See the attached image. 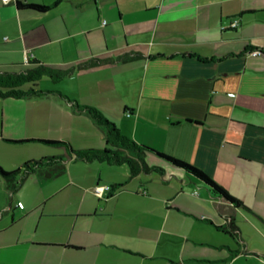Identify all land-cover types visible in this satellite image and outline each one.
<instances>
[{"label":"crops","instance_id":"1","mask_svg":"<svg viewBox=\"0 0 264 264\" xmlns=\"http://www.w3.org/2000/svg\"><path fill=\"white\" fill-rule=\"evenodd\" d=\"M16 1L0 0V70L16 71L30 62L72 67L58 81L59 91L94 104L136 142L203 170L239 203L148 153L146 161L162 166V174L129 178L126 165L107 164L120 167L121 175L103 162L68 160L67 167L98 164L92 183L113 185V194L104 196L117 200L99 209L94 200H85L89 184L75 175L61 188L68 186L75 199L74 189H81L78 204L42 214L68 218L67 227L85 223L89 233L106 227V244L131 255L98 257V264H264V0H18L47 5L43 12ZM234 19L238 24L232 27ZM254 49L263 52L253 54ZM95 58L103 62L82 67ZM20 112L25 117L30 112L34 131L16 139L44 137L40 131L46 128L48 139L71 147L105 146L93 119L56 94L0 98L2 127L7 113L18 118ZM64 152L62 147L57 154ZM104 171L109 177L103 178ZM126 177L130 195L117 209L128 192ZM184 187L197 197L181 193ZM17 201L26 207L18 197L8 207L20 208ZM45 202L27 204L29 212ZM141 214L148 216L133 231L129 223ZM185 215L191 223L179 217ZM231 223L237 237L217 227L229 229ZM103 239L98 233L84 241L31 245L80 250ZM133 239L162 245L133 247ZM16 256L1 252L0 263L25 264L19 251Z\"/></svg>","mask_w":264,"mask_h":264},{"label":"rangeland","instance_id":"2","mask_svg":"<svg viewBox=\"0 0 264 264\" xmlns=\"http://www.w3.org/2000/svg\"><path fill=\"white\" fill-rule=\"evenodd\" d=\"M39 88H48V89H59L60 82H52L47 76H43L40 80L37 81ZM24 87H29L30 83H25ZM90 104V103H84ZM94 105V104H90ZM17 112V111H15ZM21 117L13 118L9 117V113L5 116V126L2 127L0 121V166L5 170L14 169L17 166V163L23 162L30 159H37L45 155H53L62 151V147L59 145H52L38 141L37 139H48L46 137L47 130L42 128V134L44 137H30L31 139L27 142L25 141H16L18 136H23L24 132L30 134L33 130L31 126V114L28 115L20 112ZM41 129V128H39ZM38 129V130H39ZM7 140H13L6 142ZM22 140V139H21ZM104 147V146H103ZM97 147V148H103ZM75 148V147H73ZM79 166L67 167L65 171L51 179H44L40 177L37 173L29 174L23 183L18 186L16 189L9 188L6 184L0 183V254L6 256L7 258L16 259V252H20V257L24 259L25 264H98V257L104 258L106 260H115L120 257H130L128 253L120 246L114 245L109 246L106 243L108 242L109 232L106 230V227L94 228L91 233L88 231V226L85 223L78 222L75 227H67L66 222L68 218H62L57 216H48L42 214V211L48 210H61L68 206H76L79 202V195L82 194L81 189H74L76 192L77 199L74 198V193L71 192L68 186L62 189L61 185L63 182L73 180V176L80 175L85 179L87 187L89 190L88 197L85 200H94L99 205V209L108 205L111 207L116 200L114 198L107 200L105 196H99L94 190L95 179H97L98 167L96 163L91 164H82L79 163ZM106 167H111L110 169H116L118 174H123V171L120 167H113L105 164ZM121 170V171H120ZM110 173L107 171L103 172V178L109 177ZM1 181V179H0ZM94 181V183H92ZM131 183L126 177L125 180V189L128 192L122 194L117 202V209L124 207L126 197L129 194L128 185ZM91 184V185H90ZM104 184V183H101ZM61 188V189H60ZM183 194H189L194 197L195 190H191L189 187H184L182 189ZM70 196V197H69ZM20 198L23 202L28 205L36 204L38 206L43 201V206L29 212L28 205L26 207L14 208L11 210L8 205L16 198ZM49 197V199L47 198ZM100 199V200H99ZM136 215V214H135ZM148 215L141 214L138 218L132 219L129 223V228H132L133 231L137 230L139 225H141L139 219L145 218ZM153 218V214L151 213ZM184 218L186 223H191L190 218L187 215L179 216ZM116 229L122 230V225L118 224L115 226ZM114 227V228H115ZM102 235L104 238L103 243L99 244L98 241L93 243L80 250H61V249H48L43 247H32L31 244L38 243H63L65 244L68 240L71 241H84L87 235ZM156 237L158 233H155ZM162 236L161 238H163ZM91 238L89 239V241ZM26 242L24 246H17L21 249H16L17 243ZM133 247L137 245H150L157 244L159 249L161 248V243L155 242L153 239L151 241H139L138 239H133ZM31 245V246H30ZM10 251H7V250ZM136 257V254L133 256ZM159 261L162 258L157 259ZM1 264V263H0Z\"/></svg>","mask_w":264,"mask_h":264},{"label":"trees","instance_id":"3","mask_svg":"<svg viewBox=\"0 0 264 264\" xmlns=\"http://www.w3.org/2000/svg\"><path fill=\"white\" fill-rule=\"evenodd\" d=\"M18 7H23L36 12L45 11L48 6L36 3H21L16 1ZM86 61L82 67L98 65L103 62L100 58L95 61ZM73 68H56L43 65L38 62H30L26 67L16 71L0 70V98H20V97H40L48 94H56L63 98L75 110L83 112L90 116L98 127L101 128L104 135L105 146L103 148H73L66 141L52 139H37L40 142L59 145L65 150L64 153L45 155L37 159H30L19 163L14 169L5 170L0 166V178L5 184L16 189L31 173H37L44 179L52 178L63 173L68 160L74 159L83 162L99 161L109 165H126L129 171V178L138 174H162L164 168L157 164H149L146 161V155L152 153L164 161L184 169L189 175H192L202 181L213 193L221 195L237 204L238 201L232 197L222 186L217 184L203 170L184 160L171 156L167 153L155 150L145 144L138 143L128 135L122 133L117 125L108 119L103 112L96 106L79 103L76 99L70 98L56 89L38 88L37 81L43 76H47L52 82H58L72 72ZM25 83H30L29 87H24ZM31 139H22L18 141H29ZM13 141V140H7ZM108 191V196L112 195L113 185ZM218 228L228 232L233 237H237L236 226L230 224V228L223 226Z\"/></svg>","mask_w":264,"mask_h":264},{"label":"built area","instance_id":"4","mask_svg":"<svg viewBox=\"0 0 264 264\" xmlns=\"http://www.w3.org/2000/svg\"><path fill=\"white\" fill-rule=\"evenodd\" d=\"M4 3H7L9 0H2ZM105 23V20H103L102 21V24H104ZM238 24V21L236 20V19H234V20H232L231 22H230V26H232V27H235L236 25ZM223 27H225V26H223ZM261 52H263L262 50H258V49H254V50H252V53L253 54H260ZM111 189V186L110 185H108V184H102V185H99V184H97V185H95V187H94V190H95V192L99 195V196H104V193L106 192V191H109ZM16 205L18 206V207H23V204H22V202H20V201H17L16 202Z\"/></svg>","mask_w":264,"mask_h":264}]
</instances>
